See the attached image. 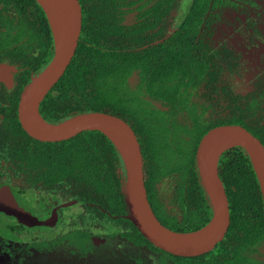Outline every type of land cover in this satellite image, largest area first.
<instances>
[{
	"label": "trees",
	"instance_id": "1",
	"mask_svg": "<svg viewBox=\"0 0 264 264\" xmlns=\"http://www.w3.org/2000/svg\"><path fill=\"white\" fill-rule=\"evenodd\" d=\"M79 1L83 8L79 46L64 76L42 102L43 118L56 124L79 114L105 112L125 120L141 145L148 198L159 221L181 232L204 227L213 212L197 168L200 140L216 126L233 124L245 127L264 145V90L257 96L235 94L223 80L241 66V58L233 59L226 47L217 50L209 43L218 12L236 3L155 0L148 1L151 6L134 8L133 1L127 5L133 13L127 20L123 0ZM177 9L176 26L169 33L168 22ZM54 50L48 19L36 0H0V63L20 69L16 87L0 102V140L7 148V162L18 164L21 194L33 186L28 168L37 162L38 181L51 190L60 188L56 193L63 201L84 202V222H73L70 232L53 242L74 256L84 255L94 231L108 226L111 234L102 233L108 240L115 237L146 247L158 255L160 264H264V202L243 148L226 151L219 162L230 204L227 235L210 253L189 258L156 248L124 218L128 214L124 167L106 136L89 131L45 143L22 129L17 113L20 96L51 61ZM2 214L7 218L0 224L5 239L48 245L42 233L49 228L42 226L34 233Z\"/></svg>",
	"mask_w": 264,
	"mask_h": 264
},
{
	"label": "water",
	"instance_id": "2",
	"mask_svg": "<svg viewBox=\"0 0 264 264\" xmlns=\"http://www.w3.org/2000/svg\"><path fill=\"white\" fill-rule=\"evenodd\" d=\"M48 19L53 38L54 56L48 65L31 78L23 90L17 108L22 129L33 139L45 143L70 140L83 132L102 133L118 151L125 173L124 193L128 214L124 216L153 246L179 257H199L213 251L222 242L231 225L230 204L219 175L221 156L236 147L247 153L264 202V145L242 125H219L200 140L196 162L202 186L212 207V218L202 228L181 232L169 229L159 221L148 198L144 158L133 128L122 118L105 113L89 112L52 124L46 121L40 107L69 68L79 46L83 28L79 0H36ZM17 68L0 64V83L13 87ZM78 203L74 201L65 206ZM81 203V202H80ZM17 220L27 228L54 226L56 215L40 221L34 212L18 202L9 187L0 189V213Z\"/></svg>",
	"mask_w": 264,
	"mask_h": 264
},
{
	"label": "rangeland",
	"instance_id": "3",
	"mask_svg": "<svg viewBox=\"0 0 264 264\" xmlns=\"http://www.w3.org/2000/svg\"><path fill=\"white\" fill-rule=\"evenodd\" d=\"M234 2L235 9H223L220 12L221 20L214 26L209 43L217 50L226 47L233 59L241 58V66L233 73H227L223 82L237 95L257 96L264 90V0ZM182 6L186 7V4ZM178 14L179 9L171 14L169 33L176 26ZM33 197L24 199L18 196L20 203L27 207H33ZM61 203V200L54 202L57 205ZM82 213L83 208L80 206L67 211L69 216ZM6 220V217L0 216V224ZM67 230L56 229L52 234L53 238L65 234ZM111 232L112 228L108 226L101 232L95 230L94 234L98 233V238L91 239L92 246H87L86 254L76 256L57 242H46L48 245L31 244V240L5 239L0 234V264H160L158 255L146 247H137L125 239L115 237L108 240L106 235ZM31 237L33 236H29Z\"/></svg>",
	"mask_w": 264,
	"mask_h": 264
},
{
	"label": "flooded vegetation",
	"instance_id": "4",
	"mask_svg": "<svg viewBox=\"0 0 264 264\" xmlns=\"http://www.w3.org/2000/svg\"><path fill=\"white\" fill-rule=\"evenodd\" d=\"M133 1H136L134 8H137L138 6H140L142 4L144 6H151L148 3V1L154 2L155 0H126V1L123 0L121 3L123 4V8L127 12V14H126L127 20L130 19V15H133V13L130 12L131 10H129L127 8V5ZM235 8L236 7H234V8L233 7L222 8L218 13L220 15V12L223 9H235ZM128 11H129V13H128ZM82 14H83V8H82ZM220 20H221V16H220L218 22H220ZM217 23L215 25H217ZM214 26H213V28H214ZM2 63H5L8 65L7 62H2ZM2 63H0V64H2ZM9 65H11V64H9ZM12 66H14V65H12ZM16 70H17V73L13 77V87L9 88L4 83H0V102H1V100H3V99L5 100L6 98H8V95L16 87V85H17V79L16 78H17V74L19 73L20 69L17 68ZM4 148L5 147L2 144V141L0 140V189L2 187H9L13 191L18 202L20 203L18 195L21 194V189L19 186H22V182L19 178H17L18 174L20 173L19 168H18V164L17 163L13 164V163L7 162L8 156H7V154L4 153L5 150H7V148H5V149ZM28 169L32 175L33 186L29 187L27 189L23 188L24 190H23L21 195L25 196L26 199L27 198L29 199V196H34L33 200H35V201L33 202V207H27V206L26 207L29 208L30 210H32L34 212V214L36 215V217L40 221H47L53 215H56V221H55L56 224L54 226H47L46 228H49V230L44 231V233H42V236L45 235L46 237H48L47 242L53 241V235L52 234L54 233V231L56 229H68L66 231V232H68L71 230V226L73 225V222H84V221H82V214L83 213L81 215H73V216H71V215L69 216L67 214V211L70 210L71 208H73L74 206L82 207V205L84 204L83 201H79V200H64L63 201V199L61 198L62 195H57V193H56L60 188L57 187V188L51 190L50 188L44 186L43 181H41V180L38 181L37 179L41 177L39 174V171H41V164L40 163L36 162V163L32 164V166L29 167ZM22 175H24V174L21 173L20 176H22ZM7 178H8V181L10 178H12V179L10 180V182L5 183V181H7L5 179H7ZM15 183H16L17 187L13 186ZM57 198H59V200L62 201L61 204H58V205L54 204V202L59 201V200H56V201L54 200ZM74 201H78V203H74V204L65 206V204H68V203H71ZM83 212H84V209H83ZM1 213H3V212H1ZM2 216L5 218V216L3 214H2ZM6 222H7V220H6ZM40 227H42V226L35 227L31 230H33L34 233H38ZM97 231H99V230H97ZM66 232H64V233H66ZM95 236H92V238H98L97 235H95Z\"/></svg>",
	"mask_w": 264,
	"mask_h": 264
}]
</instances>
